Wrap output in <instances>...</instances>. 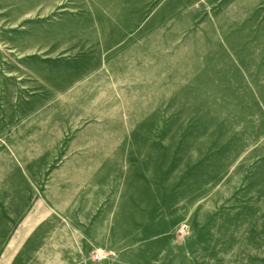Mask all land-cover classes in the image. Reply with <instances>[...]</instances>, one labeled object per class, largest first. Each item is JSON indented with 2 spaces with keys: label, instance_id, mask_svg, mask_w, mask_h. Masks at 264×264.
Listing matches in <instances>:
<instances>
[{
  "label": "rangeland",
  "instance_id": "obj_1",
  "mask_svg": "<svg viewBox=\"0 0 264 264\" xmlns=\"http://www.w3.org/2000/svg\"><path fill=\"white\" fill-rule=\"evenodd\" d=\"M0 264H264V0H0Z\"/></svg>",
  "mask_w": 264,
  "mask_h": 264
}]
</instances>
